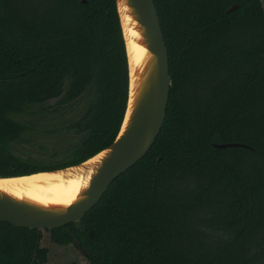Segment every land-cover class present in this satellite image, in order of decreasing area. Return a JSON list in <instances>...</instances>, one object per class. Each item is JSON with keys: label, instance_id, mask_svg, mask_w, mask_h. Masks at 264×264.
Returning a JSON list of instances; mask_svg holds the SVG:
<instances>
[{"label": "trees", "instance_id": "1", "mask_svg": "<svg viewBox=\"0 0 264 264\" xmlns=\"http://www.w3.org/2000/svg\"><path fill=\"white\" fill-rule=\"evenodd\" d=\"M153 2L170 75L154 142L79 221L41 230L0 220V264H44L42 231L83 250L84 264L264 258L260 1ZM127 82L115 0H0V176L77 164L108 146ZM226 142L246 146H214Z\"/></svg>", "mask_w": 264, "mask_h": 264}, {"label": "water", "instance_id": "2", "mask_svg": "<svg viewBox=\"0 0 264 264\" xmlns=\"http://www.w3.org/2000/svg\"><path fill=\"white\" fill-rule=\"evenodd\" d=\"M264 15V0H259ZM125 9L121 12V5ZM127 63V99L118 131L112 142L87 159L55 171L79 166L96 157L87 184L69 204H42L17 197L0 188V220L15 226L47 229L79 221L100 199L110 182L139 160L157 136L165 116L170 86L168 52L153 0H115ZM236 7L231 5L227 11ZM129 17L123 26V14ZM144 51L136 64L131 45ZM133 88H132V79ZM246 146L236 142L216 143V147ZM99 155V156H98ZM28 174L0 176V178ZM81 252H84L81 250ZM257 264H264V258Z\"/></svg>", "mask_w": 264, "mask_h": 264}, {"label": "bare ground", "instance_id": "3", "mask_svg": "<svg viewBox=\"0 0 264 264\" xmlns=\"http://www.w3.org/2000/svg\"><path fill=\"white\" fill-rule=\"evenodd\" d=\"M120 8L121 12L125 9L122 5ZM127 20H129V17L123 14V26ZM130 45L133 51L134 62L139 64L143 60L145 51L135 43H131ZM131 79L133 88V75ZM96 158L97 156L76 167L43 171L26 176L0 178V188L17 197H26L42 204L66 205L72 202L78 196L80 190L87 184L92 172L91 165Z\"/></svg>", "mask_w": 264, "mask_h": 264}, {"label": "rangeland", "instance_id": "4", "mask_svg": "<svg viewBox=\"0 0 264 264\" xmlns=\"http://www.w3.org/2000/svg\"><path fill=\"white\" fill-rule=\"evenodd\" d=\"M40 245L47 248L44 264H70L75 261L84 264L86 259L81 250L74 244L58 245L49 239V233L42 231Z\"/></svg>", "mask_w": 264, "mask_h": 264}]
</instances>
